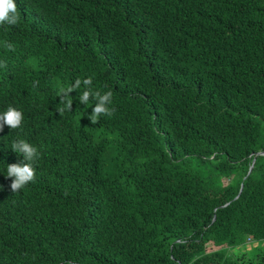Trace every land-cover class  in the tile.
<instances>
[{"label":"trees","instance_id":"obj_1","mask_svg":"<svg viewBox=\"0 0 264 264\" xmlns=\"http://www.w3.org/2000/svg\"><path fill=\"white\" fill-rule=\"evenodd\" d=\"M16 3L0 113L24 119L0 131V264H264V246L241 251L264 242V0ZM89 76L113 93L97 124L83 86L57 111ZM18 139L41 156L14 193Z\"/></svg>","mask_w":264,"mask_h":264},{"label":"clouds","instance_id":"obj_2","mask_svg":"<svg viewBox=\"0 0 264 264\" xmlns=\"http://www.w3.org/2000/svg\"><path fill=\"white\" fill-rule=\"evenodd\" d=\"M20 21L21 13L16 0H0V26H15ZM3 47L7 51H15V46L11 42L4 41ZM6 66L4 61H0V67ZM92 85L93 79L89 76L83 80L77 78L71 85L61 87L58 97L60 98L59 103L63 107L57 108V111L60 114H63L65 111H71L73 99L70 93L81 89L83 86L82 94L79 96L80 103L87 105L90 100L95 101L91 114L88 116L90 122L97 124L102 116L111 117L115 112V108L111 107L113 104L112 91H107L102 94L100 91L94 90ZM23 119L24 117L20 110L9 106L6 111L0 113V131H3L5 125L12 130L20 128ZM11 149L23 156L22 162L7 165L6 177L12 178L10 188L12 192L16 193L24 189L30 182H35L36 169L33 165L40 158L41 153L36 146L24 139L13 141Z\"/></svg>","mask_w":264,"mask_h":264},{"label":"rangeland","instance_id":"obj_3","mask_svg":"<svg viewBox=\"0 0 264 264\" xmlns=\"http://www.w3.org/2000/svg\"><path fill=\"white\" fill-rule=\"evenodd\" d=\"M264 246V242L262 241H252L247 245V250L241 249L242 253L245 254V258L249 259L253 256V254L257 251L260 250ZM235 253L237 250H233Z\"/></svg>","mask_w":264,"mask_h":264},{"label":"water","instance_id":"obj_4","mask_svg":"<svg viewBox=\"0 0 264 264\" xmlns=\"http://www.w3.org/2000/svg\"><path fill=\"white\" fill-rule=\"evenodd\" d=\"M257 154H264V151H260ZM254 160V159H253ZM251 168V167H250Z\"/></svg>","mask_w":264,"mask_h":264}]
</instances>
